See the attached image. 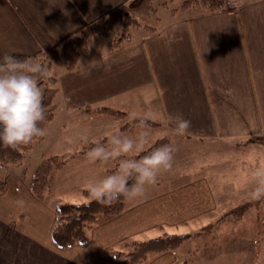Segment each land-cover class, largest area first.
<instances>
[{
    "label": "crops",
    "instance_id": "0c3cea01",
    "mask_svg": "<svg viewBox=\"0 0 264 264\" xmlns=\"http://www.w3.org/2000/svg\"><path fill=\"white\" fill-rule=\"evenodd\" d=\"M130 1L0 0V54L40 62L85 27L127 9ZM183 1L170 10H155V24L139 22L137 38L127 34L128 40L116 47L110 37L90 39L73 70L60 62L52 75L59 63L48 67L50 75L61 77H55L54 115L62 109L55 100L66 80L62 88L71 101H66L70 114L63 116V127L75 126L53 144L50 154L65 158L66 164L50 181L61 183L63 193H57L66 200L61 202H68L67 195L73 200L69 203L89 201L85 183L112 170L115 161L90 163L86 153H79L117 128L134 133L137 126L130 114H150L154 125L147 126L146 149L163 138L173 146V155L202 147L204 171L176 176L175 181L157 175L143 194L125 200L121 214L94 225L87 245L58 249L50 239L56 205L51 191L37 198L15 168L0 166L5 172L0 175L5 184L0 193V264H114L112 253H128L131 242L167 234L189 236L186 244L201 235L240 231L244 217L216 224L229 207L224 196L234 193L233 204L257 201L260 207V199L249 195L248 169L264 164V0H224L226 5L213 12L183 9ZM99 108L126 116L100 114ZM178 113L190 121L183 133L173 130ZM214 163L225 167L222 175L212 173ZM262 205L264 212V201ZM212 222L209 233L201 231ZM252 225L247 226L248 239L240 240L243 247L225 251L226 256L239 254L240 264H252L257 257ZM179 248L148 255L139 264H187L177 254Z\"/></svg>",
    "mask_w": 264,
    "mask_h": 264
},
{
    "label": "clouds",
    "instance_id": "9594fccd",
    "mask_svg": "<svg viewBox=\"0 0 264 264\" xmlns=\"http://www.w3.org/2000/svg\"><path fill=\"white\" fill-rule=\"evenodd\" d=\"M37 73L48 75L40 62L21 60L11 52L0 54V146L16 147L27 144L34 136L44 135L45 129L39 123L46 118L44 91ZM130 116L137 126L134 133L117 128L86 152L90 163L115 161L112 170L89 179L84 185L90 200L97 203L107 205L121 196L141 195L146 185L156 182L158 172L173 165L171 144L162 143L146 150L150 114ZM173 120L176 133H183L189 127L190 121L182 114L178 113ZM248 179L250 197H264V164L257 162L250 166Z\"/></svg>",
    "mask_w": 264,
    "mask_h": 264
},
{
    "label": "trees",
    "instance_id": "16d2710c",
    "mask_svg": "<svg viewBox=\"0 0 264 264\" xmlns=\"http://www.w3.org/2000/svg\"><path fill=\"white\" fill-rule=\"evenodd\" d=\"M154 0H131L127 9L115 10L106 17L90 24L80 31L75 37L68 39L63 44L57 45L49 52L48 67L52 64L64 62L67 70H73L79 56L86 51L90 39L98 36L110 37L114 26L122 23L124 27L140 26L138 18L149 16L155 12L153 7ZM226 5L224 0H184L181 8H204L208 11H217ZM128 40L127 33H122L114 39L113 46H118L121 42ZM40 86H44V104L46 109V118L39 123L43 128L53 119L56 105L54 98L57 93L56 79L51 75L36 74ZM49 76L51 79H49ZM97 112L111 117L124 118L125 113L115 111L109 108H99ZM150 126L154 125L148 121ZM42 139V136H34L27 144H18L16 147L0 146V166L9 164H21L25 154L30 150L33 142ZM162 143H169L167 139H158L151 146ZM92 145L83 149L79 154H85ZM147 150V149H146ZM66 164L65 158L57 155L44 157L36 167L31 182L28 185L30 192L35 197H40L50 190V176L53 172L63 169ZM23 171L20 177H23ZM5 189V184L0 179V193ZM86 195L87 191H83ZM129 196H121L111 204L97 203L95 200H89L85 203L58 202L54 208V221L50 232L51 242L58 249H68L73 246H85L89 242L88 231L101 221L110 220L122 213L124 202ZM248 210V204H241L230 209L224 217H221L216 224L226 218L239 220ZM214 224L203 228L202 232L209 233ZM199 235V234H197ZM190 237L187 235H167L150 239L144 242H131L127 245L131 251L127 254L115 251L112 253L114 264H139L142 263L148 255H158L168 251H174L182 246ZM254 264V263H253Z\"/></svg>",
    "mask_w": 264,
    "mask_h": 264
},
{
    "label": "rangeland",
    "instance_id": "374dc122",
    "mask_svg": "<svg viewBox=\"0 0 264 264\" xmlns=\"http://www.w3.org/2000/svg\"><path fill=\"white\" fill-rule=\"evenodd\" d=\"M183 0H154L153 7L155 10H158V12L162 11V8L164 6L168 7L170 10L173 7H176L181 3ZM165 3V4H164ZM126 9H124L125 11ZM158 12L151 13L149 17H139L138 20L140 23L143 24H149L153 25L156 23V17L158 16ZM139 30V29H137ZM127 33L129 35L133 36V39L137 38L139 33H136V27L134 26H127L124 27L122 23H118L114 26L111 36L109 38V42L114 40L115 38H118L122 33ZM141 32V31H140ZM39 62V61H38ZM41 64L44 66L45 71L50 75V72H48V63H49V55H47L45 58L40 59ZM61 63L57 65H53L52 75L55 72L56 66H59ZM64 64V63H62ZM65 73H61L62 79H65L63 76ZM51 75V76H52ZM56 79L60 80V76H55ZM63 85H66V80L62 82ZM59 83V84H60ZM62 84H60V92L59 96L56 97L55 102L58 103L62 109H58L56 114L53 118H55L51 123L47 124V126L44 128L45 133L42 135V139H38L35 142H33L30 150L25 154L21 164H9L8 169L15 168L18 173L20 174L21 171H23V177L25 181L31 182L33 173L36 169V167L40 164L42 159L44 157L51 156V152L54 151L53 144L59 139V136L63 133L69 132L68 130H74L75 126H65L64 129L63 124V116L70 114L67 113L68 110L65 108L68 105L66 104V101H71L70 98L66 99V96L68 95L67 92H64L65 88H62ZM68 86V85H67ZM42 90L44 91V86H40ZM57 88V84H56ZM57 94V93H56ZM84 125V127H86ZM69 128V129H68ZM64 129V130H63ZM261 143L264 144V140L261 141ZM49 153V154H47ZM205 151L202 149V147L199 149V151L191 150L189 152H181V150H178L173 155V165L170 169L164 170V172H159L157 175L158 177H161L164 179L172 178V180H176V176H179L180 178L185 176H190L192 174H197L201 171H204V168H201L200 165L204 164L203 160L205 157L203 156ZM214 159V157H213ZM1 168V167H0ZM212 173L217 174L218 176L223 174L224 168L222 165L216 166V164H213V167H211ZM4 174V170L0 169V175ZM91 179H94L93 177H90ZM62 185L60 182L57 183V179H52L50 181V195L52 196L53 200L52 203L55 205L56 202L66 201L64 200L63 196L58 194V191H61L63 193ZM62 189V190H61ZM67 195V194H65ZM242 191L237 194V196H241ZM68 200V202L73 201L68 195L65 196ZM226 199V203H228L229 207L227 211L223 210L221 213V217H224L227 212L236 207L240 206L241 204H248V210L243 215V217L246 219L243 225L240 227V231H228L227 233L218 232L217 234H212L210 236L207 235H201L194 240H191L184 243L180 248L177 250V254H182L186 259H188L187 264H240V256L239 254L236 256V258L233 255L226 256V250L230 248L237 249L242 246V241L244 239H248L247 235L249 236V232L247 229V226L250 227V224L254 225V228L256 230L255 235V247L258 246L259 249L256 250L257 257L255 260H253L254 264H264V212H263V201L264 197L260 198L261 205L260 207L256 208L257 201L254 202H244L240 201L236 204H233L236 202L237 197H234V193L230 194L228 196H224ZM51 202V198L49 199ZM75 203V202H74ZM232 203V204H231ZM225 207V205H223ZM220 212V211H219ZM241 217L239 220L235 221L233 218H230L233 222H239L242 220ZM219 221V219L217 220ZM215 222H212L211 224H214ZM217 223V222H216ZM211 224H207L211 225ZM256 224V225H255ZM252 225V226H253ZM206 226L202 227L205 228ZM200 233V232H199ZM239 238V239H238ZM131 251V249L129 250ZM128 251V252H129ZM123 254H127L123 253ZM233 256V257H232ZM238 260V261H237ZM252 263V264H253Z\"/></svg>",
    "mask_w": 264,
    "mask_h": 264
}]
</instances>
